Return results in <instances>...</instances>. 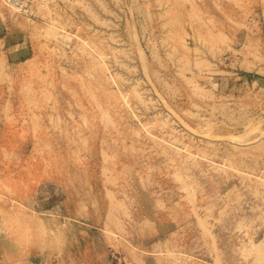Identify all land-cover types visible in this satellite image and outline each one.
Wrapping results in <instances>:
<instances>
[{
    "label": "rangeland",
    "instance_id": "374dc122",
    "mask_svg": "<svg viewBox=\"0 0 264 264\" xmlns=\"http://www.w3.org/2000/svg\"><path fill=\"white\" fill-rule=\"evenodd\" d=\"M19 1L0 264H264V0Z\"/></svg>",
    "mask_w": 264,
    "mask_h": 264
},
{
    "label": "bare ground",
    "instance_id": "6f19581e",
    "mask_svg": "<svg viewBox=\"0 0 264 264\" xmlns=\"http://www.w3.org/2000/svg\"><path fill=\"white\" fill-rule=\"evenodd\" d=\"M8 2L10 3V5H14L16 7L15 9L19 12H23L27 15H31L32 13H34V10L31 7L23 5V2H20L19 0H8Z\"/></svg>",
    "mask_w": 264,
    "mask_h": 264
}]
</instances>
